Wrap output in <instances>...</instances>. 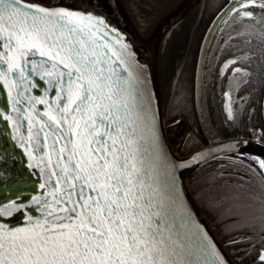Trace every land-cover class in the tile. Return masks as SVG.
Segmentation results:
<instances>
[{"label": "snow or ice", "instance_id": "snow-or-ice-1", "mask_svg": "<svg viewBox=\"0 0 264 264\" xmlns=\"http://www.w3.org/2000/svg\"><path fill=\"white\" fill-rule=\"evenodd\" d=\"M107 2L0 0V164L22 150L37 193L0 199V264H227L179 205L186 162L159 148L141 73L97 11ZM228 11L257 20L264 0Z\"/></svg>", "mask_w": 264, "mask_h": 264}, {"label": "trees", "instance_id": "trees-1", "mask_svg": "<svg viewBox=\"0 0 264 264\" xmlns=\"http://www.w3.org/2000/svg\"><path fill=\"white\" fill-rule=\"evenodd\" d=\"M228 0H205L204 7L195 27L184 64L177 78L166 117L168 135L182 153L207 144L213 140L230 137L257 138L264 142V99L261 108L258 89L264 86V35L256 33V43L246 31L229 33L220 31L211 66L218 65L227 57L239 55L238 64L248 68V77L243 85L247 92L253 93L256 106L252 102L241 106L237 116L229 120L223 107V93L227 88L225 81L206 85L204 107L198 110L196 103V68L200 48L206 31L215 15ZM253 66V67H250ZM211 68V67H210ZM216 74L212 73L209 79ZM254 77V82H251ZM251 80V81H250ZM247 93V94H248ZM248 94V95H249ZM262 113V114H261ZM253 115V116H252ZM252 116V117H251ZM263 116V117H262ZM261 127L252 133L250 124ZM261 131V132H259ZM224 163L223 173L214 176L219 164ZM226 167H237L239 172L226 171ZM199 204L210 221L217 227L223 240L241 235L240 242L250 246L235 251L242 264H258L257 255L264 250V177L249 162L237 157H221L198 170L190 177ZM229 246H234L230 244Z\"/></svg>", "mask_w": 264, "mask_h": 264}, {"label": "water", "instance_id": "water-1", "mask_svg": "<svg viewBox=\"0 0 264 264\" xmlns=\"http://www.w3.org/2000/svg\"><path fill=\"white\" fill-rule=\"evenodd\" d=\"M42 2L49 5L59 4L65 7L79 6L78 0H50ZM167 3L169 4L150 23H142L139 20L132 0H108L103 9H98L97 11L103 12L109 29L115 30V32L110 33L109 43L118 49H120L121 45L126 44L127 48L123 49L125 58L134 66L136 71L141 73L143 89L146 96L151 100V111L155 117L152 124L155 126L159 137L161 152L167 156L169 161L186 162V164H181L176 169L177 185L180 189L179 205L182 206V210L186 215L194 219L203 230V233L207 234L227 264H238L232 250L227 247V244L237 242L240 236H233L226 241L221 238L200 207L196 198V192L190 183V177L201 166L221 157L243 159L255 166L264 177V169L259 166L257 159H255H264V143L251 138L232 137L209 142L184 155L180 153V147L178 149L174 148L167 133L166 123V109L171 91L169 93L164 91L162 73L160 71V57L169 32L188 14L192 13L189 24V40L182 61L183 64L194 29L202 12L204 0H175L171 3L168 1ZM231 7L232 0H229L216 14L207 29L200 48L196 68V103L200 112H202L203 108V96L206 84L205 74L208 69L209 58L220 31L226 20L233 13L228 11ZM117 33L120 39L119 44L117 43ZM236 59L237 57H232L226 60L222 65L221 73ZM226 93L228 96L225 99V112L228 116V105L230 103L233 117L232 96L229 91ZM229 96L231 98L230 101ZM12 151L16 159L9 158L5 163L0 164V168L3 169L5 175V179L0 180V199L8 200L9 198H14L18 190L24 189L26 191H24L23 198L27 199L28 196L37 194L32 191V185L35 183L34 173L32 181L28 180L29 169L26 164L32 163V161L27 158L22 150L13 149ZM18 179L21 180V183L17 186L15 185V181ZM5 188L8 190L5 191Z\"/></svg>", "mask_w": 264, "mask_h": 264}, {"label": "bare ground", "instance_id": "bare-ground-1", "mask_svg": "<svg viewBox=\"0 0 264 264\" xmlns=\"http://www.w3.org/2000/svg\"><path fill=\"white\" fill-rule=\"evenodd\" d=\"M168 1L171 3L175 0H132L137 16L142 23H150L169 4ZM191 14H188L172 28L163 47L160 71L164 91L167 93L171 91L188 45Z\"/></svg>", "mask_w": 264, "mask_h": 264}, {"label": "flooded vegetation", "instance_id": "flooded-vegetation-1", "mask_svg": "<svg viewBox=\"0 0 264 264\" xmlns=\"http://www.w3.org/2000/svg\"><path fill=\"white\" fill-rule=\"evenodd\" d=\"M42 1H49V0H42ZM256 31H250V32H248L249 34H251V38H252V41H253V43H256V33H255ZM260 34L261 35H264V32L262 33V32H260ZM234 56H236V55H234ZM238 57H239V55L237 56V59H236V63L235 64H231V65H229L228 67H227V69L223 72V73H221V65H222V62L218 65V67H216L215 65H212L211 66V68H210V70L207 72V74H206V81H208L207 82V88H208V85H214V84H216V83H218V82H220V85H222V82H224L225 81V85L227 84L226 83V81H227V79H228V77H229V75L230 74H234V73H241L242 74V72L243 73H245L246 72V74H244V77L242 76L241 77V75H239V76H237V78H238V82H237V86H236V88L235 89H230L231 90V94H232V104H233V107H234V114H233V117L231 118L232 120L237 116V113H238V111H239V109H240V107L241 106H244V104L246 103V104H249V102H252V107L254 108L255 106H256V102L257 101H255V99H254V96H253V93H248L247 92V89H245L244 88V85H243V83L246 81V80H248V79H246L247 77H248V68L246 69V68H244V66L243 65H241V64H237V61H238ZM250 67H253V66H250ZM235 68H240L241 69V71L240 72H235L234 71V69ZM212 73H215L216 75L214 76V77H212V79H209L210 78V75L212 74ZM249 81V80H248ZM251 81V80H250ZM251 82H254V77H253V80L251 81ZM228 86V85H227ZM228 88H226L225 89V92H226V90H227ZM258 91V94H259V100H260V105H261V108H263V106H262V102H263V98H264V86L262 87V90H260V89H258L257 90ZM249 95H248V94ZM223 97V104H224V100H225V96H222ZM245 104V105H246ZM225 111V110H224ZM262 112H264L263 110H262ZM225 113V112H224ZM262 114V113H261ZM226 115V114H225ZM253 116V115H252ZM251 116V117H252ZM227 117V116H226ZM263 117V116H262ZM228 118V117H227ZM264 121V120H263ZM255 126V124L254 123H252V124H250V130H251V132L252 133H255V132H257L261 127H254ZM262 129V132L264 133V127L263 128H261ZM259 132H261V131H259ZM174 144V143H173ZM219 172H218V175L219 174H222L223 173V169H222V167H224V166H226V164H224V163H220L219 165ZM226 171H231V172H235V173H237V172H239L240 171V169L239 168H237V167H226ZM215 174V173H214ZM234 246H236V247H238V250L237 251H240V250H242V249H244V248H246V247H248V246H250V243H247V242H238V243H236V245H234ZM259 255V254H258ZM258 255H257V257H258Z\"/></svg>", "mask_w": 264, "mask_h": 264}, {"label": "rangeland", "instance_id": "rangeland-1", "mask_svg": "<svg viewBox=\"0 0 264 264\" xmlns=\"http://www.w3.org/2000/svg\"><path fill=\"white\" fill-rule=\"evenodd\" d=\"M258 21V22H257ZM224 30L229 33H235L243 30L249 31H260L264 32V15H258L257 20H249L245 18H232L226 24ZM241 75L244 77V73H234L230 74L226 83L229 88L235 89L237 86L238 78L237 76ZM219 170L214 171V176L218 174Z\"/></svg>", "mask_w": 264, "mask_h": 264}]
</instances>
